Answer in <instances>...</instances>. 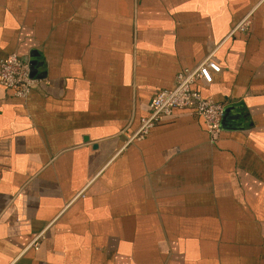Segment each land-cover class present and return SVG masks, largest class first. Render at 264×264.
<instances>
[{
	"label": "crops",
	"instance_id": "0c3cea01",
	"mask_svg": "<svg viewBox=\"0 0 264 264\" xmlns=\"http://www.w3.org/2000/svg\"><path fill=\"white\" fill-rule=\"evenodd\" d=\"M213 48L219 137L175 110L127 143ZM11 53L38 82L0 86V264H264V0H0Z\"/></svg>",
	"mask_w": 264,
	"mask_h": 264
},
{
	"label": "built area",
	"instance_id": "2783aa9c",
	"mask_svg": "<svg viewBox=\"0 0 264 264\" xmlns=\"http://www.w3.org/2000/svg\"><path fill=\"white\" fill-rule=\"evenodd\" d=\"M249 25L250 17L246 15L233 27L230 36L247 32ZM215 52L216 48L209 50L195 67L178 73L173 88L157 91L151 97L147 115L140 120L127 143L142 140L162 117L170 116L175 110L192 111L205 123L211 141L219 137L224 106L202 97L195 88L197 83H207L212 74L220 73L221 68L214 60ZM37 82L32 76L30 64L17 54L11 53L0 60V86L11 91L15 97L25 99ZM39 238L40 235L34 237L32 247L36 248Z\"/></svg>",
	"mask_w": 264,
	"mask_h": 264
}]
</instances>
